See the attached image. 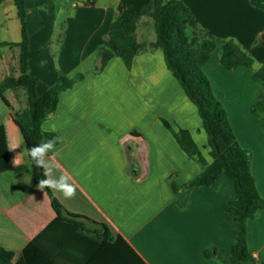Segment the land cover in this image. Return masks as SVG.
I'll use <instances>...</instances> for the list:
<instances>
[{"label": "crops", "instance_id": "1", "mask_svg": "<svg viewBox=\"0 0 264 264\" xmlns=\"http://www.w3.org/2000/svg\"><path fill=\"white\" fill-rule=\"evenodd\" d=\"M146 1L24 0L28 72L39 78L36 92L54 84L57 73L83 76L59 93L41 127L56 135L50 150L54 163L145 264H221L214 249L228 248L237 234L228 210L233 182L219 173L213 185L192 188L185 206L175 205L171 182L185 183L201 167L162 120L174 130H188L206 161L209 146L195 106L166 68L161 50L149 46L154 33L142 38L137 24L136 38L146 45L130 68L112 56L102 70L93 71L110 22L126 7ZM181 1L199 27L249 53L253 68L264 60L263 10L248 0ZM19 39L14 2L0 0V82L19 73ZM253 68L225 69L216 50L203 64L239 145L251 150V173L264 199V124L251 112L264 82L252 79ZM3 95L8 105L0 98V246L19 252L55 212L45 190L31 179L15 122V112L26 105L25 92L8 88ZM246 236L255 264L264 263V207L247 221Z\"/></svg>", "mask_w": 264, "mask_h": 264}, {"label": "trees", "instance_id": "2", "mask_svg": "<svg viewBox=\"0 0 264 264\" xmlns=\"http://www.w3.org/2000/svg\"><path fill=\"white\" fill-rule=\"evenodd\" d=\"M248 1L264 11V0ZM13 2L20 25V39L15 43L19 47V73L3 78L0 98L8 105L3 95L5 89L20 87L25 92L26 105L14 115L31 163V179L38 184L45 178L44 170L36 166L29 150L47 141L57 142L56 135L42 130L41 123L54 111L59 93L71 88L83 76L68 77L57 73L54 84L41 94L36 92L39 78L28 72L29 45L24 0ZM83 3H91V0H83ZM143 16L150 18L154 33L153 40L149 42L150 48L161 50L166 68L195 106L209 146L210 161H206L188 130H174L162 120L183 152L201 167L187 182H171L175 205L185 206L192 188L211 186L219 173H225L235 190L228 210L236 223L237 234L228 248L214 249V253L221 264H255L256 259L247 247L246 226L255 212L264 207V199L257 191L251 173L252 153L239 145L221 98L213 92L203 70V64L214 50L218 53L220 64L228 70L239 66L253 68V58L234 40L216 37L199 27L190 9L181 0H147L137 8L126 7L110 22L107 34L95 51L94 72L102 70L112 56L120 57L125 67L130 68L133 57L146 45L136 38V27ZM188 28L191 35L187 34ZM252 79L257 83L264 82V60L253 68ZM251 112L264 124L263 88L252 103ZM45 160L54 165V178L64 174L51 159L50 151ZM44 190L55 216L19 252L0 246V264H145L78 189L71 199L64 198L62 193L51 188L45 187Z\"/></svg>", "mask_w": 264, "mask_h": 264}, {"label": "clouds", "instance_id": "3", "mask_svg": "<svg viewBox=\"0 0 264 264\" xmlns=\"http://www.w3.org/2000/svg\"><path fill=\"white\" fill-rule=\"evenodd\" d=\"M43 130V129H42ZM16 145H13L15 148ZM55 147L54 141H47L43 144H38L29 150V154L34 160L37 167L44 170V179L39 180L36 188L43 191L45 187L51 188L56 192L63 194L64 198L71 199L76 195L77 186L70 182V177L66 174H62L58 179L54 178L52 175L54 165L45 160V156L50 150ZM14 165L18 166L20 164L19 159L13 161Z\"/></svg>", "mask_w": 264, "mask_h": 264}, {"label": "rangeland", "instance_id": "4", "mask_svg": "<svg viewBox=\"0 0 264 264\" xmlns=\"http://www.w3.org/2000/svg\"><path fill=\"white\" fill-rule=\"evenodd\" d=\"M143 19H145L146 21H142V23L138 22L139 28H140L139 33L143 35L142 38L146 39L148 35L151 36L150 34H153V29H152L150 18L147 16H143ZM186 31L188 35H191V30L189 28ZM207 148H205L206 149L205 151H207Z\"/></svg>", "mask_w": 264, "mask_h": 264}, {"label": "built area", "instance_id": "5", "mask_svg": "<svg viewBox=\"0 0 264 264\" xmlns=\"http://www.w3.org/2000/svg\"><path fill=\"white\" fill-rule=\"evenodd\" d=\"M78 1L83 2V0H78Z\"/></svg>", "mask_w": 264, "mask_h": 264}]
</instances>
